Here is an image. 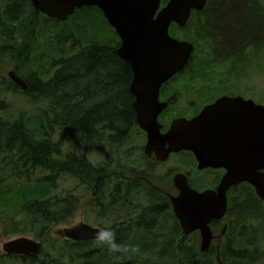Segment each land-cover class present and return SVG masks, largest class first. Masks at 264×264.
Returning <instances> with one entry per match:
<instances>
[{"label":"trees","instance_id":"obj_1","mask_svg":"<svg viewBox=\"0 0 264 264\" xmlns=\"http://www.w3.org/2000/svg\"><path fill=\"white\" fill-rule=\"evenodd\" d=\"M199 21L200 29L192 30L195 39L191 41L202 43L208 53L198 67L189 69L194 60L191 56L172 82L179 80L181 88L197 85L206 94L215 91L229 75L245 47L259 52L264 46V7L256 0H208L203 11L191 13L184 28L172 25L169 33L174 37L178 30L188 31ZM37 34L43 36L42 46L37 45ZM181 39L189 40L185 36ZM118 46L114 29L96 7H83L67 20L57 21L34 10L29 0H0V66L13 63L19 77L28 74L23 76L25 91L15 87L7 76L0 77V212L7 230L33 234L43 246L42 240L52 227L69 224L78 210V197L71 193L54 195L58 182L69 177L91 192L97 204L115 184L107 199L109 211L117 207L116 211H122L120 218H126L112 227L115 243L139 249L136 253H118L97 240H66L64 255L59 259L48 262L49 255L41 249L38 255L45 256L39 262L38 255L12 256L21 264H62L65 257L68 264L77 260V264H215L209 258L211 252L198 251L196 234H182L169 203H149L139 215L151 218L142 229L146 234L160 230L159 234L149 238L140 233L143 235L132 239L134 229L140 231V226L130 220V206L117 202L122 199L118 198L121 193L123 199L128 198L136 182H132V175L114 174L109 165L110 153L121 149L139 129L129 91L132 72L116 55ZM227 64L226 69L223 66ZM16 92L33 102H46L47 109L37 118L22 114L8 118V106L2 97ZM56 131L64 132L69 145L104 157L105 165L96 167L85 157L64 153L53 139ZM245 194L250 199L249 193ZM236 208L235 219L240 224H249L251 219L260 221L264 216V209L253 203ZM14 216L21 218L19 223L14 222ZM169 220L171 225L165 232ZM251 238L254 240L255 234ZM253 240L246 242L251 244ZM90 243L98 246L88 249ZM220 256L222 264L228 258L234 259L233 264H254L257 260L255 253L247 250Z\"/></svg>","mask_w":264,"mask_h":264},{"label":"water","instance_id":"obj_2","mask_svg":"<svg viewBox=\"0 0 264 264\" xmlns=\"http://www.w3.org/2000/svg\"><path fill=\"white\" fill-rule=\"evenodd\" d=\"M34 10L49 19L65 21L76 10L96 7L120 39L116 55L132 72L129 91L137 127L145 133L143 153L157 162L171 154H193L197 169L223 168L226 174L214 191L197 192L187 177H174L178 190L171 197L172 212L185 235L199 231L200 251L213 240L209 224L222 219L227 210L226 193L241 182L250 184L264 201V106L253 101L221 98L191 119L176 118L162 133L159 115L167 108L160 102L161 87L188 64L194 46L169 33L172 24L184 28L191 13L204 10L208 0H29ZM165 4L162 6V4ZM12 84L25 91L26 82L15 71L7 73ZM101 230L83 222L60 231L67 241L96 240ZM42 243L26 237L2 246L6 256L37 255Z\"/></svg>","mask_w":264,"mask_h":264},{"label":"rangeland","instance_id":"obj_3","mask_svg":"<svg viewBox=\"0 0 264 264\" xmlns=\"http://www.w3.org/2000/svg\"><path fill=\"white\" fill-rule=\"evenodd\" d=\"M215 1V0H212ZM257 3L260 6L264 7V0H256ZM201 22L199 21L194 27L188 31L183 30V31H177L176 35L174 36L178 40H182L181 37L185 36L189 40L191 44L194 46V51L192 56L194 57L193 62L190 64V68H195L198 67L199 63H201V59L204 54H207L208 51L205 50L204 45L200 43L199 41L196 40L197 44H195L191 39L194 38L193 31L196 29H200ZM194 28V29H193ZM189 29V28H187ZM193 30V31H192ZM43 36H40L37 34V45L42 46L41 44L44 42L42 39ZM186 41V40H184ZM227 65H224L223 67L227 69ZM33 69V68H32ZM10 71H14V64L13 63H2L0 66V77H6L7 73ZM232 72H235V75H231L232 77L229 80H232L230 84H233L234 82L235 85H233L234 90L241 89V87L244 89L245 94H247V98H250L251 100L258 101L260 104L264 105V48L257 52L255 50H249L248 54L245 56V60L242 61L240 64H235L233 69L231 70ZM230 71V72H231ZM30 73V72H29ZM28 74H24L21 76L23 79L25 76ZM237 78L240 79L239 82H237ZM182 82H179V80H175L174 82H171L167 89H177L181 86ZM230 86V85H225ZM219 87H216L215 90H217ZM197 85L195 88H191V91L188 92V94H184L183 97H181L177 91L174 94V104L171 106V108L167 111L166 114H168L169 118L168 121H170L173 118H176L178 116L182 117H189L191 116L192 112L191 109L195 105H190L188 101H193L194 99H202L201 90L200 91H195L199 90ZM233 90V89H232ZM167 91V90H165ZM214 92V91H213ZM213 92H207L208 96H212L211 94ZM173 93V91L171 92ZM214 95V94H213ZM168 96V94H166ZM3 100L5 101L6 105L8 106L7 109V117L15 119L18 114H22L24 116L32 117V118H37L41 115L42 111H45L47 109V103L46 102H41V101H36L33 102L27 98H25L20 92L16 93H6L3 95ZM196 104V102H195ZM200 107L195 108V111H197ZM164 124V123H162ZM53 139L56 143H58L61 146V149L64 153L67 152H72L74 153L77 157H85L93 166L99 167L102 165H105L106 161L104 157H101L98 155L95 151L90 150V151H84L83 148L79 146H73L69 145L66 141V137L64 132L62 131H56ZM145 135L137 129V131H134L132 134V137L127 141L124 146L121 149L113 150L110 153V170L114 174H120L124 173L126 177L132 175L133 176V181L134 180V172H142L145 171L148 162L150 165H153V168L149 175L151 176V179L161 188V186H166L165 183L167 181L170 182L171 177L174 173L176 172H183V173H189L190 177L194 180H197L198 182L206 185L208 181L213 177L212 173H207V172H202L199 173L196 171L195 166H191L192 169L188 166H185V164L188 162L187 160L184 161L185 159H188V155L186 154H179L176 156H173L169 159L168 162L162 164V165H155L153 162L148 161L144 157L143 153V148L145 146ZM184 164V165H183ZM151 169V167H150ZM143 173V172H142ZM166 181V182H165ZM117 183L119 181L117 180ZM209 184V183H208ZM115 184H112L109 189L107 190L102 203H94V197L91 194V192L86 191L84 188L78 185L74 180H72L69 177H64L62 178L58 184H57V191L54 193V195L58 196H63L67 193L74 194L75 196L78 197L79 199V207L78 210L72 219V221L67 224V225H59L56 227H52L49 233L47 234V237L45 240H42L45 244H43L42 252L43 254L49 255L48 257V262H51L50 260H57L60 258V254L64 255V251L62 249L63 246H65L66 240L61 237L60 231L64 228H70L73 226H76L77 224L83 222L91 227L98 228L101 230H112V227L117 223H119L122 219H125L124 217L120 218V213L122 212L121 209L117 210V207L111 209L109 211V206L107 199L112 187ZM6 188V187H5ZM122 190L125 189V187H121ZM144 189V188H142ZM140 188L135 187V195L133 192L128 195V200L135 199L137 195H143L145 197L147 193H145V190H142ZM156 189V188H155ZM138 191V192H137ZM142 191V192H141ZM124 193L120 194V197L123 199ZM120 204V203H119ZM118 204V205H119ZM128 206L131 208V214L133 215L132 217L139 216L142 214L143 209L148 205V203H137V206H135V203H126ZM101 205L103 208L101 209ZM108 206V208H107ZM115 210V211H114ZM2 213L0 212V264H21L18 262V260L13 259L12 257L6 256L3 251H2V246L8 241L14 240L19 237H26L33 239L35 241H38L35 239L33 234H15L11 233L9 230H7V223L5 220L2 218ZM130 217V218H132ZM21 220L20 217L14 216V222L19 223ZM166 221V220H165ZM170 221V220H169ZM158 223H161V220H158ZM171 221L170 223H165L164 225V230L167 232V230L170 228ZM235 226V225H234ZM237 227V226H235ZM240 227V226H239ZM246 230L245 234H243L242 239H239L237 229L234 228L232 231V239H233V251L235 250H247L248 253H255L257 260L254 264H264V216L261 217V220L258 223H253L249 221V224H246ZM236 229V230H235ZM255 234V239L253 240L252 233ZM134 234L132 235V239L135 240L139 236L140 233H143L144 236L148 235L146 234L143 230H135L134 229ZM160 230H151L148 236L153 237L154 233L159 234ZM140 234V235H143ZM251 235V237H250ZM247 239L253 240L251 244H248L246 242ZM41 242V241H39ZM98 244H91L88 245V249L97 247ZM87 250V249H86ZM38 255V262L42 261L45 255ZM211 260L215 261V264H221V256L218 257V261L216 262L215 259V253L211 254ZM78 259V258H76ZM68 257H65V259L61 258L62 264L67 263ZM153 261L154 259L151 258ZM224 259V264H233L234 259ZM79 260L73 262V264H77ZM68 264V263H67Z\"/></svg>","mask_w":264,"mask_h":264},{"label":"flooded vegetation","instance_id":"obj_4","mask_svg":"<svg viewBox=\"0 0 264 264\" xmlns=\"http://www.w3.org/2000/svg\"><path fill=\"white\" fill-rule=\"evenodd\" d=\"M172 25H174V24H172ZM118 40H119V45H120L119 37H118ZM263 48H264V46H261V49H259V50L261 51ZM249 50H251V49H249L248 46L245 47V49L242 52L241 58L238 60V62L236 64H240L242 61L245 60V56L248 54ZM235 74H236L235 72H232V71L229 72V75L227 74V76L222 80V83L219 84V86H218L219 88L217 90H215L211 94L212 96H208L207 92H206V94L201 92L200 95L202 96V99H203L202 101H201L200 98L197 99V100L194 99L192 102L188 101L190 103V105H192V104L195 105L191 109V112H192L191 116H189V117H184V116L180 117V116H178L176 118L191 119V118L197 116L202 111V109L204 107L214 104L215 102H217L221 98H228V99H231V100L239 98V99H241V100H243L245 102L246 101H250L251 99L247 98V94H245V91H244V89L242 87H241V89L234 90L233 85H235L236 82H234L233 84H230L232 80L234 81V79L229 80V79L232 78L230 76L231 75H235ZM173 78H171L169 81H167L161 87L160 93H159L160 102H164V103L167 104V108L158 117V121L163 127L162 133H165L167 131V129L169 128V125L172 122V120L176 119V118H173L170 121H168L169 116H168V114H166L167 111L174 104V100H175V98H174L175 95L174 94H176L175 92L177 91V93L181 97H183L184 94L187 95L188 92L191 91L190 88H181V87H179L178 90L177 89L176 90L175 89H173V90L167 89L168 85L172 82ZM239 81H240V79L237 78V82H239ZM227 84L230 85V86L226 87L225 85H227ZM165 90H167V91H165ZM172 91H173V93H171ZM195 91H200V89L199 90H195ZM166 94H168V96H166ZM251 101H253L255 104L262 105V103L260 104V102H258V101H254V100H251ZM133 102H134V98H133ZM195 102H196V104H195ZM198 107H200V108L197 111H195V108H198ZM162 123H164V124H162ZM144 135H145V133H144ZM145 140H146V135H145ZM181 153L186 154V155L189 156L188 159L184 160V161H186V160L188 161L185 164V166H188V168L190 167L192 169L191 166H195L196 171H198L199 173L207 172V173H212L213 174V177L208 181L209 184L206 183V185H204V184L200 183V181L198 182L197 180L192 179L190 177L189 173H183V172L179 171V172H176V173H174L172 175L170 182L169 181H167V182L165 181L166 182L165 183L166 186H161V188H160L156 184L157 182L155 183L151 179V176L149 174L152 173L151 171H153V170H152V168L150 169V167L148 165L146 170L142 171L143 173L142 172H135L134 173V175H135L134 180L136 181V184L134 186L136 187V189L137 188H140V189L144 188L142 190H145L144 192L145 193L148 192V194H146L145 197H143L142 194L141 195L138 194L135 199H131V200L120 199V200H118L117 203H135V206H137V203H148V205H149V203H151V204L155 203L157 205H159V203H165V204L169 203L170 207H171V211H172L170 198L171 197H176L178 195V190L175 187V184H174L173 180H174L175 175H177L179 173H182V174H184L187 177L188 184L193 190H196L199 193L204 192V191H208V190L216 192V190H217V188H218V186L220 184L221 179L226 174V170L223 169V168H216V169L207 168V169H204V170H198L197 169V162H196L193 154L190 153V152H186V151H182V152H179L177 154H171L169 156V159L171 157L179 155ZM144 157L148 161L153 162L155 165H162V164H164V163L169 161V159H168L166 162H162V163L161 162H157L153 155L151 157H147L144 154ZM135 191L136 190H134V192H133L134 195H135ZM245 193H249L250 199L246 198L247 195ZM226 201H227V210H226V213H225L224 217L222 219H219V220L214 219L209 224V227H210V229L212 231L213 240H212V242L210 244V247H209V250L207 252L202 253L200 251V243H201L200 232L199 231L193 232L197 236V249H198V251L200 253H202V254H206L208 252H211L212 254L215 253L216 259H218V257H220V255H222L224 252L231 253L233 251V239H232V234L233 233H232V231L234 230V228L237 229L238 236L240 235V233H243V234L247 233V232H245V230L247 228L246 225L238 223L237 220L235 219L236 211L233 210V208L234 207L236 208V205H238L237 208L239 209L240 205H243L244 203H253V206L261 208V210H262V208L264 209V201H262L256 195L255 189L250 184H248L246 182H241V183H239L237 185H234V186L230 187L229 190L226 193ZM162 207L165 208V205H162ZM173 216H174V214H173ZM122 220H124V219H122ZM122 220L118 223V225L122 224V222H123ZM130 220H133L136 223V225H137L136 227L140 226L139 228L142 230L148 225V222L151 220V218L146 217V216H138L137 215L135 217L130 218ZM176 221H177V223L179 225V222H178L177 219H176ZM250 221H252L253 223H258L259 222V221H255V219H251ZM234 225L237 226V227H235ZM119 227L123 228V226H119ZM179 227H180V225H179ZM181 232H182L183 235H185L182 230H181ZM193 233H191V234H193ZM250 233H252V232L250 231ZM253 234H254V232L252 233V235ZM242 237H243V235H242ZM30 256H35V255H30ZM9 257H12V256H9ZM221 264H222V262H221Z\"/></svg>","mask_w":264,"mask_h":264},{"label":"clouds","instance_id":"obj_5","mask_svg":"<svg viewBox=\"0 0 264 264\" xmlns=\"http://www.w3.org/2000/svg\"><path fill=\"white\" fill-rule=\"evenodd\" d=\"M115 232L112 230H102L98 232L96 240L100 244H106L111 252L118 253H136L139 251L136 247L124 246L115 243Z\"/></svg>","mask_w":264,"mask_h":264},{"label":"bare ground","instance_id":"obj_6","mask_svg":"<svg viewBox=\"0 0 264 264\" xmlns=\"http://www.w3.org/2000/svg\"><path fill=\"white\" fill-rule=\"evenodd\" d=\"M69 242V241H68Z\"/></svg>","mask_w":264,"mask_h":264}]
</instances>
